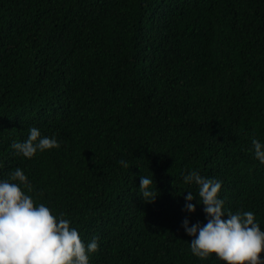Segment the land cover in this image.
<instances>
[{"label":"trees","instance_id":"16d2710c","mask_svg":"<svg viewBox=\"0 0 264 264\" xmlns=\"http://www.w3.org/2000/svg\"><path fill=\"white\" fill-rule=\"evenodd\" d=\"M29 126L59 147L14 154ZM253 136L264 140V0H0V177L19 166L35 201L95 236L90 264H227L191 253L181 221L205 214L181 174L216 177L223 207L264 228Z\"/></svg>","mask_w":264,"mask_h":264},{"label":"clouds","instance_id":"9594fccd","mask_svg":"<svg viewBox=\"0 0 264 264\" xmlns=\"http://www.w3.org/2000/svg\"><path fill=\"white\" fill-rule=\"evenodd\" d=\"M254 157L264 164V140L251 137ZM59 147L53 134L43 135L36 126H29L23 140H13L10 148L16 155L33 157L37 152ZM123 167L124 159L118 160ZM151 172V171H150ZM185 184L195 186L196 203L203 205V223L189 225L184 217L181 226L191 239L192 254L205 259L214 254L227 264H264V228L251 210L231 211L223 207L218 195L221 181L200 174L191 168L182 174ZM31 181L19 166L0 177V264H90V254L98 248L97 238L83 241L78 229L63 211L53 212L44 202H37L29 192ZM138 195L152 202L158 195L152 173L140 175ZM191 191L185 193L183 205L195 210Z\"/></svg>","mask_w":264,"mask_h":264}]
</instances>
